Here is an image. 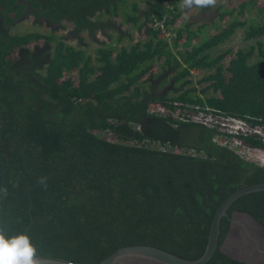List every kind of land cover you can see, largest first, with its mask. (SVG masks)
Returning <instances> with one entry per match:
<instances>
[{"label": "trees", "instance_id": "16d2710c", "mask_svg": "<svg viewBox=\"0 0 264 264\" xmlns=\"http://www.w3.org/2000/svg\"><path fill=\"white\" fill-rule=\"evenodd\" d=\"M27 1L37 21L61 25L11 32L25 3L0 0V229L27 234L37 254L85 264L133 243L198 257L214 210L264 180V164L174 114L204 109L264 128V0ZM236 32L242 44L223 46ZM42 38L41 64L13 67L17 47ZM153 81L166 91H151ZM236 136L264 150L257 133ZM231 208L264 223V190ZM219 243L203 264H248Z\"/></svg>", "mask_w": 264, "mask_h": 264}, {"label": "flooded vegetation", "instance_id": "af4514ba", "mask_svg": "<svg viewBox=\"0 0 264 264\" xmlns=\"http://www.w3.org/2000/svg\"><path fill=\"white\" fill-rule=\"evenodd\" d=\"M18 1L25 3L23 11L27 12V15L24 18H28L31 16L33 18V21L36 22L37 24H41L53 28H57L59 25H61V24H56V22H54L51 19L48 20L42 18L39 21H37V19L29 13L32 12L30 10L32 4L29 3L27 0H18ZM208 14L209 13H205V15ZM43 20H45L46 23L43 22ZM2 30L3 27L0 22V31L2 32ZM47 46H48V42L43 40L42 38L40 40L33 41L28 45L25 46L22 45L17 47L16 52L12 55L14 56V58H16L13 62V67H18L21 65L22 68H26L31 65L39 66L41 62L45 59V57L48 56L49 54V52L46 50ZM154 83L155 82L153 81L150 85L151 91L160 92V93L166 91L167 88L166 84L160 85V81L156 82L155 84ZM100 135L103 136V134ZM177 135H182V133L178 132ZM234 152L238 153L240 157H242L243 159H248L246 158V156L241 155L237 150ZM251 161H254L255 163H258L260 165L264 164V162H258L255 159H252ZM231 206L227 209V213L223 215L220 219L218 243H219V234H220L221 223L223 218H225V221L227 222L226 230L223 233V236L219 243V248L221 247L220 250H222L226 255L232 258L243 261L248 264H264V223H262L258 218H256L251 212L245 209L231 208ZM244 212L248 213L252 217H250L248 214H245ZM232 227H233V234L228 239V235ZM235 227L236 229L239 230L238 234L236 233ZM245 229L249 231L250 233L249 237L245 235ZM248 259H250V262L247 261Z\"/></svg>", "mask_w": 264, "mask_h": 264}, {"label": "water", "instance_id": "95a60500", "mask_svg": "<svg viewBox=\"0 0 264 264\" xmlns=\"http://www.w3.org/2000/svg\"><path fill=\"white\" fill-rule=\"evenodd\" d=\"M258 190H264V181L253 182L241 186L224 197V199L217 206L216 210L213 212L207 233V241L203 252L198 257L186 258L153 244L133 243L118 246L100 259L97 264H203L209 260L216 251L221 217L227 213V209L238 197ZM244 213L248 214L246 212ZM236 233H239L238 229H236ZM232 234L233 227L228 235V239L232 236ZM245 235L248 237L250 235L249 231L246 229ZM36 261L37 264H85L60 256L42 254H37ZM247 261L250 262V259Z\"/></svg>", "mask_w": 264, "mask_h": 264}, {"label": "built area", "instance_id": "2783aa9c", "mask_svg": "<svg viewBox=\"0 0 264 264\" xmlns=\"http://www.w3.org/2000/svg\"><path fill=\"white\" fill-rule=\"evenodd\" d=\"M179 120H190L199 122L207 127L215 128V133H213L212 139L230 148L247 147L250 149H261L252 146H246L237 139L236 134L238 133H257L264 140V128L258 124L251 123L247 118L241 116H231L224 115L221 113H216L210 110L204 109H194V110H184L178 111L174 114ZM237 146V147H236ZM264 152V150H262Z\"/></svg>", "mask_w": 264, "mask_h": 264}, {"label": "clouds", "instance_id": "9594fccd", "mask_svg": "<svg viewBox=\"0 0 264 264\" xmlns=\"http://www.w3.org/2000/svg\"><path fill=\"white\" fill-rule=\"evenodd\" d=\"M216 0H181V8L213 7ZM0 193L7 196V188H0ZM37 249L27 234L7 236L0 229V264H37Z\"/></svg>", "mask_w": 264, "mask_h": 264}, {"label": "rangeland", "instance_id": "374dc122", "mask_svg": "<svg viewBox=\"0 0 264 264\" xmlns=\"http://www.w3.org/2000/svg\"><path fill=\"white\" fill-rule=\"evenodd\" d=\"M225 2H227V0H216V4L225 3ZM190 12L194 13V12H196V10L193 9V10H190ZM17 20H18V22L16 24H13L12 26L9 27V30L11 32L15 31V30H26V29H30V30L38 29V30L43 31V32H50V29L48 26L37 24L36 22L33 21V18L31 16L28 18L21 19L20 21H19V18ZM64 24H65V26L58 30V32H60L62 34H66V32H68L67 30L70 28L69 22H65ZM121 26H122V28L125 29L126 24H122ZM166 34L170 35V34H172V32L168 31V32H166ZM133 35L137 36L136 31H133ZM97 36L99 38H101L103 35L101 33H97ZM71 41L75 42L73 40H71ZM86 41L89 42V39L86 38ZM241 44H242V41L240 38V34H239V32H236L228 40H226L224 42L223 46L233 47V46H240ZM91 45H92V47H94L95 44L92 43ZM191 78L193 80V83L198 85V83L196 81L197 76H192ZM235 150H237L241 155L246 156V158H248L249 160L255 159L258 162H264V152L262 150L256 151L257 149L253 150V149H250L247 147H239L238 149L235 148Z\"/></svg>", "mask_w": 264, "mask_h": 264}]
</instances>
